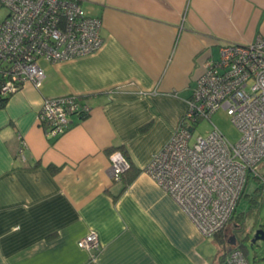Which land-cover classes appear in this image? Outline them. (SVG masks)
Instances as JSON below:
<instances>
[{
  "label": "crops",
  "instance_id": "1",
  "mask_svg": "<svg viewBox=\"0 0 264 264\" xmlns=\"http://www.w3.org/2000/svg\"><path fill=\"white\" fill-rule=\"evenodd\" d=\"M103 45L39 65L0 109V264H220L177 203L144 171L179 128L206 61L264 37V0H79ZM39 64V63H38ZM89 108L50 137L47 99ZM138 171L113 181L108 150ZM54 171V172H53ZM94 232L99 251L77 243Z\"/></svg>",
  "mask_w": 264,
  "mask_h": 264
},
{
  "label": "built area",
  "instance_id": "2",
  "mask_svg": "<svg viewBox=\"0 0 264 264\" xmlns=\"http://www.w3.org/2000/svg\"><path fill=\"white\" fill-rule=\"evenodd\" d=\"M79 0H0V94L15 93L25 82L37 88L44 79L39 59L50 63L92 55L103 45L102 22L83 14ZM225 110L240 133L231 144L215 128L191 143L194 126ZM73 96L47 99L38 120L50 137L63 135L73 114H87ZM264 161V37L253 43L224 44L216 61H206L187 101L185 123L153 156L145 173L180 207L204 238H213L231 219L249 175ZM110 175L120 181L126 158L109 157ZM99 251L91 232L77 243ZM223 264H247L233 250Z\"/></svg>",
  "mask_w": 264,
  "mask_h": 264
},
{
  "label": "rangeland",
  "instance_id": "3",
  "mask_svg": "<svg viewBox=\"0 0 264 264\" xmlns=\"http://www.w3.org/2000/svg\"><path fill=\"white\" fill-rule=\"evenodd\" d=\"M6 16L7 10L1 7L0 21ZM214 57H219V52ZM38 63L43 68L47 67L43 59H39ZM215 128L231 144L237 143L240 139V133L232 124L230 117L225 110L221 109L213 114L210 120H202L194 126L190 144L198 137H206ZM261 172H264V167L261 168ZM256 186H258V183L250 180L246 187L247 196L240 200L235 216L237 219L234 220V223L238 226L233 236L235 238L234 242L236 241L242 249L248 264H264V239L254 242V237L258 232H262V236H264V191L255 193L254 188ZM251 197L253 198L251 199ZM228 227H232V223ZM232 229L233 227L230 230ZM209 241L212 242L213 240L210 239Z\"/></svg>",
  "mask_w": 264,
  "mask_h": 264
},
{
  "label": "trees",
  "instance_id": "4",
  "mask_svg": "<svg viewBox=\"0 0 264 264\" xmlns=\"http://www.w3.org/2000/svg\"><path fill=\"white\" fill-rule=\"evenodd\" d=\"M1 81H2V78L0 77V83H1ZM12 94H14V93H11V94H8V95H1L0 94V109L5 107V104H6L7 100H8V98H9V96L12 95ZM79 115H84L85 116L84 113H79ZM182 124H184V123H181V125ZM69 128H70V126H69ZM69 128L67 129V131L69 130ZM107 152H108V156L109 157L115 152H120L126 158V160L129 163V168L121 175L120 181H123L125 184L129 183L137 175L138 171L135 169L133 163L131 162V160H130V158L128 156V153L126 152L125 148L122 147V146L121 147H116V148L108 150ZM262 167H264V161H262V163L259 165L258 170H257L258 171L257 175H251V176L249 175V177L247 179V183H246L245 189H244V191L242 193L241 199L243 197L247 196L246 187H247L248 183L250 182V180H253V181L258 183V186H256V188H254L255 189L254 190L255 193L259 192V191H264V172H261V168ZM252 198L253 197H251V199ZM239 202L237 203L236 208H235V210L233 212V215H232L231 219L228 221V223L226 224L225 228L223 230H221L219 233H217L213 237L214 244H215V246L217 248L218 261H219L220 264L224 263L225 258L233 250H240L243 253L242 249L238 246L236 241H235V244L232 245L231 244V240H230V238L235 235L234 233H235L236 228H238V226L234 223L235 222L234 220L237 219V217H235V216H236L237 206H238ZM231 223H232V227H233L232 230H230L232 227H228V225H230ZM234 240H235V238H234ZM244 256H245V254H244Z\"/></svg>",
  "mask_w": 264,
  "mask_h": 264
},
{
  "label": "water",
  "instance_id": "5",
  "mask_svg": "<svg viewBox=\"0 0 264 264\" xmlns=\"http://www.w3.org/2000/svg\"><path fill=\"white\" fill-rule=\"evenodd\" d=\"M261 239H264V236H262V232H258L255 237H254V242L257 241V240H261ZM231 244H235L234 242V238L232 237L231 239Z\"/></svg>",
  "mask_w": 264,
  "mask_h": 264
},
{
  "label": "bare ground",
  "instance_id": "6",
  "mask_svg": "<svg viewBox=\"0 0 264 264\" xmlns=\"http://www.w3.org/2000/svg\"><path fill=\"white\" fill-rule=\"evenodd\" d=\"M186 112H187V111H186ZM85 115H86V114H85ZM185 115H186V113H185ZM185 115H184L183 120L181 121V123H185ZM211 117H212V116H211ZM210 119H211V118H210ZM180 125H181V124H180ZM177 130H178V129H177ZM176 132H177V131H175V133H176ZM175 133L173 134V136L175 135ZM192 134H193V133H192ZM173 136H172V137H173ZM172 137H171V138H172ZM241 196H242V195H241ZM240 199H241V197H240ZM240 199H239V201H240ZM239 201H238V202H239ZM185 215H186V214H185ZM186 216H187V215H186ZM225 226H226V225H225ZM225 226H224V228H225ZM224 228H223V229H224ZM223 229H222V230H223ZM245 259H246V258H245ZM246 262H247V260H246ZM247 264H248V263H247Z\"/></svg>",
  "mask_w": 264,
  "mask_h": 264
},
{
  "label": "flooded vegetation",
  "instance_id": "7",
  "mask_svg": "<svg viewBox=\"0 0 264 264\" xmlns=\"http://www.w3.org/2000/svg\"><path fill=\"white\" fill-rule=\"evenodd\" d=\"M232 239V237L230 238V240Z\"/></svg>",
  "mask_w": 264,
  "mask_h": 264
}]
</instances>
